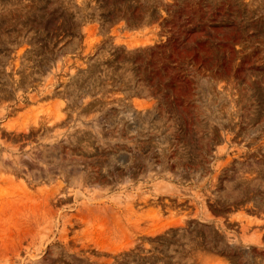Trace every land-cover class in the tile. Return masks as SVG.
<instances>
[{"label": "rangeland", "instance_id": "1", "mask_svg": "<svg viewBox=\"0 0 264 264\" xmlns=\"http://www.w3.org/2000/svg\"><path fill=\"white\" fill-rule=\"evenodd\" d=\"M0 264H264V0H0Z\"/></svg>", "mask_w": 264, "mask_h": 264}]
</instances>
